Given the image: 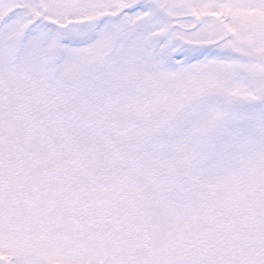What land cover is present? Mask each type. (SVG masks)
Masks as SVG:
<instances>
[{"label":"snow or ice","instance_id":"1","mask_svg":"<svg viewBox=\"0 0 264 264\" xmlns=\"http://www.w3.org/2000/svg\"><path fill=\"white\" fill-rule=\"evenodd\" d=\"M0 264H264V0H0Z\"/></svg>","mask_w":264,"mask_h":264}]
</instances>
